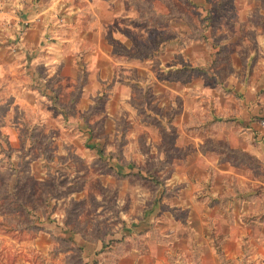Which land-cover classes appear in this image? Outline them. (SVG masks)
Masks as SVG:
<instances>
[{
    "label": "rangeland",
    "instance_id": "rangeland-1",
    "mask_svg": "<svg viewBox=\"0 0 264 264\" xmlns=\"http://www.w3.org/2000/svg\"><path fill=\"white\" fill-rule=\"evenodd\" d=\"M247 100L264 127V0H0V264L221 241L198 201Z\"/></svg>",
    "mask_w": 264,
    "mask_h": 264
},
{
    "label": "crops",
    "instance_id": "crops-1",
    "mask_svg": "<svg viewBox=\"0 0 264 264\" xmlns=\"http://www.w3.org/2000/svg\"><path fill=\"white\" fill-rule=\"evenodd\" d=\"M58 21L61 25L62 20ZM248 102L240 106H243L240 117L233 118L246 127L232 126L223 133L230 146L226 149L244 155L249 161L238 158L240 162L219 165L215 172L219 173L213 177L217 191H205L200 195L205 200L198 201L202 210V204H208L212 198L214 234L221 241L211 236L198 241L184 238L180 248L167 245L169 254L161 255L159 264H264V127L254 125L253 112L250 113L254 104ZM141 257L149 262L155 258L154 255Z\"/></svg>",
    "mask_w": 264,
    "mask_h": 264
}]
</instances>
